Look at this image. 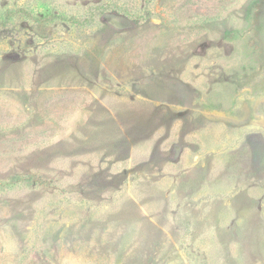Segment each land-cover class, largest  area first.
Listing matches in <instances>:
<instances>
[{
	"label": "rangeland",
	"instance_id": "obj_1",
	"mask_svg": "<svg viewBox=\"0 0 264 264\" xmlns=\"http://www.w3.org/2000/svg\"><path fill=\"white\" fill-rule=\"evenodd\" d=\"M0 264H264V0H0Z\"/></svg>",
	"mask_w": 264,
	"mask_h": 264
},
{
	"label": "trees",
	"instance_id": "obj_2",
	"mask_svg": "<svg viewBox=\"0 0 264 264\" xmlns=\"http://www.w3.org/2000/svg\"><path fill=\"white\" fill-rule=\"evenodd\" d=\"M22 179L25 180L24 178ZM27 180L29 183H32V184H43L44 183V178L41 176H33Z\"/></svg>",
	"mask_w": 264,
	"mask_h": 264
}]
</instances>
